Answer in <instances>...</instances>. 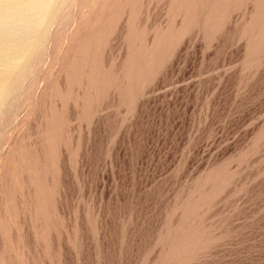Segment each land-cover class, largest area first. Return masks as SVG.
I'll use <instances>...</instances> for the list:
<instances>
[{"label": "rangeland", "instance_id": "obj_1", "mask_svg": "<svg viewBox=\"0 0 264 264\" xmlns=\"http://www.w3.org/2000/svg\"><path fill=\"white\" fill-rule=\"evenodd\" d=\"M56 1L0 75V264H264V0Z\"/></svg>", "mask_w": 264, "mask_h": 264}, {"label": "bare ground", "instance_id": "obj_2", "mask_svg": "<svg viewBox=\"0 0 264 264\" xmlns=\"http://www.w3.org/2000/svg\"><path fill=\"white\" fill-rule=\"evenodd\" d=\"M55 1L56 0H0V75L3 74L4 77H6L19 64L22 63L23 65V63L27 61L31 50L36 47V39L38 37L42 39V35H44L42 33L45 30L44 27L50 24L49 22L54 18L53 15L55 12H53V10ZM56 2V4H58V0ZM55 7L58 8V6ZM31 57L33 56L30 55V58ZM20 70L22 71L23 68ZM21 76L23 77V75ZM3 85L0 84V105L6 100L8 93ZM18 85L16 80V82L14 81L8 86V89L11 87H18Z\"/></svg>", "mask_w": 264, "mask_h": 264}]
</instances>
